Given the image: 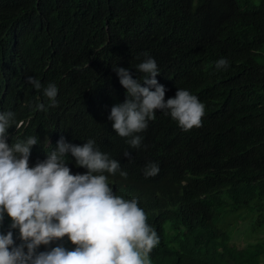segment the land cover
I'll return each mask as SVG.
<instances>
[{"label": "trees", "instance_id": "16d2710c", "mask_svg": "<svg viewBox=\"0 0 264 264\" xmlns=\"http://www.w3.org/2000/svg\"><path fill=\"white\" fill-rule=\"evenodd\" d=\"M144 53L157 62L165 100L178 88L189 90L205 114L201 127L183 131L157 110L133 149L131 137L118 136L108 119L126 100L113 67L142 82L135 66ZM221 58L229 66L217 70ZM29 76L56 85L55 107ZM6 111L24 123L9 128V144L38 139L30 167L61 136L77 145L92 139L120 162L126 179L105 175L116 195L138 200L156 230L152 264H237L231 240L239 220L257 236L246 264H264V0H0V112ZM149 163L160 170L146 178ZM67 166L74 175L87 172L70 153ZM10 224L5 215L0 231ZM18 236L15 230L17 245ZM58 243L74 247L65 237L38 251Z\"/></svg>", "mask_w": 264, "mask_h": 264}, {"label": "clouds", "instance_id": "9594fccd", "mask_svg": "<svg viewBox=\"0 0 264 264\" xmlns=\"http://www.w3.org/2000/svg\"><path fill=\"white\" fill-rule=\"evenodd\" d=\"M143 55L147 58L135 66L144 74L142 82L129 69L113 67L126 89V100L111 108L108 119L118 136L131 137L127 143L133 149L140 148L142 137L136 134L147 129L157 110L170 115L183 131L201 127L205 114V105L189 90L178 88L175 97L165 100L157 62ZM214 63L217 70L229 66L226 58ZM28 83L43 90L50 107L56 106L54 83L44 87L34 76L28 77ZM36 109L47 111L44 103ZM23 124L17 123L14 112H0V229L5 215L11 220L7 233L0 231V264H152L150 253L160 242L156 230L138 200L116 195L105 175L119 172L126 179L128 173L121 170L120 162L101 152L92 139L77 145L61 136L47 158L30 167L37 137L8 143L9 128ZM69 153L77 167L87 169L86 174H72ZM159 170L156 163H149L144 175L154 177ZM65 237L74 246L71 250L58 243L38 251L41 245L51 246Z\"/></svg>", "mask_w": 264, "mask_h": 264}, {"label": "rangeland", "instance_id": "374dc122", "mask_svg": "<svg viewBox=\"0 0 264 264\" xmlns=\"http://www.w3.org/2000/svg\"><path fill=\"white\" fill-rule=\"evenodd\" d=\"M239 222L236 224V230L233 233L231 244L237 248L234 257L235 262L237 264H246L247 246L254 241L257 236L255 237L251 234V228L248 223L242 220H239ZM258 237H262V235ZM66 247L70 250L72 249L70 246Z\"/></svg>", "mask_w": 264, "mask_h": 264}]
</instances>
